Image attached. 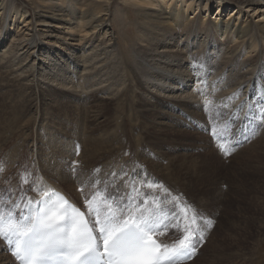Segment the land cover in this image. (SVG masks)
Returning a JSON list of instances; mask_svg holds the SVG:
<instances>
[{"label": "rangeland", "instance_id": "374dc122", "mask_svg": "<svg viewBox=\"0 0 264 264\" xmlns=\"http://www.w3.org/2000/svg\"><path fill=\"white\" fill-rule=\"evenodd\" d=\"M20 2L25 3V0H20ZM129 6L124 5L121 0H111L109 14L112 15V21L106 23L117 35L115 42L118 43L121 52H123L120 55L123 56L124 61L134 60L133 47L136 40L135 28L137 26L133 22L135 21V13L132 12L133 10ZM214 8L212 5L209 11V15L212 18L218 14ZM122 10H125V12ZM224 14H227V12ZM256 15L250 12V19L253 17L252 21L261 20L262 17H255ZM6 28L5 26L4 30L0 32V159L4 160L3 165L6 168L15 167L17 163L24 161L32 166L34 174L27 172L29 165H25L20 172L27 173L26 181L29 179V183H36L40 172L45 171V167L40 164L39 156L37 154L34 155L33 149L37 151L38 141L44 139L43 141L48 140L49 144L61 146L62 153H67L66 157H68L70 152L74 151L70 157L66 158L67 164L65 167L68 175L69 173L76 175V177L72 175L74 181L78 182L74 184L76 192L79 193L80 191L87 198H92L95 193V190L91 187L92 183L95 181L99 183L104 178L112 184L125 182L124 185H110L112 188L122 190L126 195L130 194L135 197L137 204L143 201L142 195H146L147 199L153 200L154 192H163L147 188L146 183L134 185L130 177L140 181L148 179L154 184L160 185L167 183L168 185L165 188L172 196H178L176 192L182 191L187 195H181L188 203L194 205L196 209L199 207L198 211L204 205V208H210L214 205L222 207V210L220 211L219 208L220 212L217 213L219 224L214 229V233L211 236L212 239L208 241L204 253H201L202 256L200 254L199 257L186 264H264V130H262L255 141L230 156V160L233 158L234 160L227 163L229 160L222 159L219 156L217 148L207 135L200 132V134L195 135L193 131L196 130H191V124L184 118L185 116L180 114L179 117L177 114L176 121L186 127V129H183L186 135L184 138L187 139L190 136L189 138L193 139L191 140L192 142L196 141L195 149L194 147L191 148L192 144L188 148L186 145L185 150V148L180 147V144L185 142L180 136V133L183 132L179 131V133L173 129L169 131L164 129L165 127H153L149 125L142 114H139V111H136L132 101L136 100V103H139L137 99L140 96L135 98L131 96V98H124L122 101L119 99L122 96V89L118 92L116 88V91L112 92L113 94L109 92L110 90L107 92L105 89L107 88L106 84L110 85L111 83L109 82H112V80L108 83L107 81L98 83V80L102 77V72L97 74V71L102 68L104 56L100 57L98 62L87 64V70H85V57L88 55L93 57L95 54L104 52L102 50L104 46L94 48L100 44L99 38L95 39L93 46L88 45L86 47L88 50L85 52L81 48V44H76L73 46L75 47V52L73 53L68 51L66 47L56 51L58 47L39 42V39L38 42L35 39V42L33 40L20 41L22 36L20 33L17 34V32L9 34V37H4ZM14 34V37L10 36ZM204 37L205 34L202 33L200 38ZM218 41L224 43L221 37ZM214 45L215 41H210L208 44L210 48H213ZM42 48L45 50L43 51ZM42 53L46 54L42 55ZM67 53L69 54L67 55ZM260 53L259 57L257 55L253 57L254 62L257 58H264V52L260 51ZM61 54L67 56H61ZM71 56L80 58L81 61L79 63L80 68L74 70V73L73 71L68 72L71 76L76 75L74 80L81 82L79 87L71 88V85H69L70 88L62 87L57 83L49 82L44 78L51 71L48 68L44 70L43 67L37 68L38 65H46L49 68L52 67V69L54 67L59 68L62 65L71 67L72 65L64 61L68 58V62H76L75 59H71ZM90 66L94 70L88 69ZM94 71L96 72L95 77L87 81L82 80L84 79L82 75L86 76ZM102 78L105 79V77ZM34 84L38 86L35 87ZM48 85L50 86V92L48 93L52 95L53 101L51 104H46V108H44L40 104L42 99L40 90L47 89ZM51 85L54 87H51ZM36 89L38 90L36 91ZM38 94L40 100L37 98ZM93 94L97 95V101L94 98H90V100L92 99V101H88L90 103L85 101ZM231 95V93L226 95L212 94L211 97H183L179 100L191 102L190 104L197 105L200 110L202 109L200 111L202 112V117L190 113L185 115L198 117L204 122L205 111L203 102L206 103L208 110L211 105H215L218 101L219 103H225L228 110L238 108L236 112H239L240 104L233 103ZM140 99L142 101L140 100L139 104L145 102L149 104L155 101L146 95H143ZM220 112L224 114L225 111ZM177 119L180 120L178 121ZM163 134L165 135L163 136ZM140 136L142 137L141 140ZM148 138H153L154 141H170L169 143H159L161 150L167 149L170 144L179 145L176 146L175 156L174 154L171 155L169 151L163 150V153H160L154 149L159 153L155 155L151 150L152 146L150 144L152 142L148 143ZM120 142L129 143L131 145L130 148L132 147L129 150L133 152L142 153L146 148L145 150L150 155L142 153L144 159L142 156L133 158L130 151L124 150L121 152L119 147L123 144ZM85 146L88 150L95 146L101 147L95 155L88 151L86 157L87 159L89 158L87 162L89 166L84 162L83 151ZM118 152L119 156H117ZM52 155L53 153L50 154V156ZM61 156L55 155V159L63 164L65 159H61ZM6 159L7 161H5ZM192 161L194 162L192 163ZM202 161L203 163L207 162V165L205 164L207 170L203 168L205 167L204 164L200 165ZM195 163L199 164V166L198 164L195 166L196 170L195 167H192ZM225 163L227 166L224 165ZM169 166L173 167L170 168ZM38 168L42 169L37 171ZM2 177L3 171H0V179ZM214 180H216L217 184H214ZM62 183V186L72 196L75 197L78 194L75 193L73 185L71 189L70 184ZM222 183L229 184V187L225 190L223 187L222 190L219 189ZM0 185H2L1 181ZM24 185L26 184L24 183ZM83 185L87 186L85 189H80L84 188ZM130 186L143 189L142 194L139 193L138 195L136 191L130 193ZM7 187L1 188L0 193ZM68 187L70 190H68ZM11 191L15 195L23 194V192L14 190L12 187ZM210 199L213 202H209L208 200ZM194 203H199L200 206L197 205V207ZM216 243H218V246H215Z\"/></svg>", "mask_w": 264, "mask_h": 264}, {"label": "bare ground", "instance_id": "6f19581e", "mask_svg": "<svg viewBox=\"0 0 264 264\" xmlns=\"http://www.w3.org/2000/svg\"><path fill=\"white\" fill-rule=\"evenodd\" d=\"M121 1L124 5H130L129 7L132 9H129L135 13V21L133 22H135L137 28H135L136 40L133 47V61L123 60V56L120 55L123 52H121L118 43L115 42L117 35L115 31H112L106 25L108 21H112V15L109 14L111 0H25V3L20 2V0H0V32L6 26L4 37H9V34L17 32L22 36L20 41L33 40L35 42L37 40L38 42L39 39V42L58 47L56 51L66 47L68 51L73 53L75 52L73 46L76 44H81V48L85 52L88 50L86 47L88 45L93 46L95 39L99 38L100 44L94 48L104 46V49H102L104 52L95 54L93 57H90V55L85 57V70H87V64L98 62V59L104 56L102 68L97 71V74L102 72L101 75L105 79L100 77L98 83L106 81L108 83L112 80V82H109L110 85L105 83L107 85L105 89L107 92L110 90L111 93L116 91V88L118 92L122 89L120 100L131 98V96L134 98L140 96L137 99L140 103V98L143 95L154 99L155 101L149 104L146 102L143 104L136 103V100L132 101L134 98L131 101L135 105L136 111H139V114L146 118L149 125L165 127L164 129L169 131L173 129L176 132H183H179L182 140L185 141L180 144V147L185 148V150L186 145L188 148L192 144L191 148L194 147L195 149L196 141L192 142L193 139L189 138L190 136L187 139L184 138L186 135L183 125L176 121V116L178 114L180 117L182 113H190L202 117V112H200L202 109L200 110L197 105L190 104L191 102L179 100L180 98H197L198 95L203 98L211 97L212 94L226 95L231 93L232 102L239 103L240 110L244 111L248 106L256 113L264 110V58H257L255 62L253 58L256 55L259 57L260 51L264 52V0ZM212 5L218 13L214 18L209 16ZM122 11L125 12V10ZM225 12L227 14H224ZM250 12H253V15L257 14L255 17H262L261 20L252 21L253 17L250 19ZM36 30L38 31V38ZM202 33L205 34L204 38H200ZM10 36L14 37L15 34ZM220 37L224 43L218 41ZM210 41H215L213 48L208 46ZM42 50L45 49L42 48ZM44 54L46 53H42V55ZM67 55L61 54V56ZM66 59L64 61L72 65L71 67L62 65L59 68L54 67L52 69V67L49 68L46 65H38L37 68L43 67V70L48 68L51 71L44 78L49 82L57 83L62 87L70 88L69 85H71V88L79 87L81 82L74 80L76 75L71 76L68 72L73 71L74 73V70L80 68V58L71 56V59L76 61L74 63L68 62V58ZM88 69L94 70L91 66ZM192 70H195L193 74L197 78L195 85L192 82L194 76ZM95 74L94 71L89 75H82V78H84L82 80L87 81L95 77ZM34 85L35 87L38 86L37 84ZM51 87L54 86L51 85ZM49 89L50 86L47 89L40 90L42 94L40 104L44 108H46V104H51L53 101L52 95L48 93L50 92ZM96 97L97 95L93 94L85 101H92L90 98L97 101ZM37 98L40 100L39 94ZM133 131L135 130L133 129ZM193 132L195 135L200 134L196 131ZM141 138L140 136V140ZM43 140L38 141L37 151L33 149V153L39 156L38 159L40 164L45 167V171L40 172L38 180L33 185L27 181H21L20 188L25 192H30L31 195H38L39 185L43 184L50 188L65 191L75 201L87 198L83 193L76 192L74 184L78 182L74 181L71 173L67 174L68 171L65 167L67 164L66 158L70 157L74 151L66 157L67 153H62L61 146L52 145L48 143V140ZM150 142H152L150 144L152 146L151 150L155 155L159 153L154 149L160 153H163V150L169 151L173 155L177 149L176 146H179L170 144L167 149L162 148L163 150H161L159 143H169L170 141H154L153 138H148V143ZM120 143L123 144L119 147L121 152L124 150L130 151L129 149L132 148H130L129 143ZM100 149V146L92 147L90 150L86 146L84 147L83 156L87 166H89L87 163L89 158L86 157L88 151L95 155ZM145 149L142 153L150 155ZM130 152L131 157L142 156L144 159L142 153L138 151ZM51 153L54 156H50ZM55 155H63L61 159H65L64 163L62 164L56 160ZM119 155L118 152L117 156ZM51 157L53 158L51 159ZM206 163L202 161L200 165ZM197 164H193L192 167L197 166ZM206 165L203 168L206 169ZM26 177L27 173H22L20 176L24 180H26ZM62 182L70 184V188L73 185L75 193L78 194L75 197L72 196L62 186ZM215 183L217 184L216 180H214ZM176 193L181 200L186 201L179 192ZM216 201L218 202V200ZM209 202H213L212 199ZM211 236L209 241L212 239ZM215 246H218V243ZM204 249H206V246L202 248V250ZM11 262L12 260L8 254L0 253V264H11Z\"/></svg>", "mask_w": 264, "mask_h": 264}, {"label": "snow or ice", "instance_id": "6c2138e0", "mask_svg": "<svg viewBox=\"0 0 264 264\" xmlns=\"http://www.w3.org/2000/svg\"><path fill=\"white\" fill-rule=\"evenodd\" d=\"M218 147L229 154L225 143ZM146 187L163 196H154L150 205L147 199L137 204L130 194L97 191L85 200V212L52 191L37 201L32 214H16L18 204L0 208V238L13 246L20 264H178L190 259L211 222L163 185ZM133 191L139 195L135 186ZM169 228L181 237L170 245L160 243L155 237Z\"/></svg>", "mask_w": 264, "mask_h": 264}]
</instances>
